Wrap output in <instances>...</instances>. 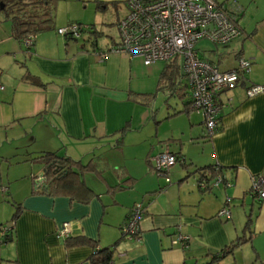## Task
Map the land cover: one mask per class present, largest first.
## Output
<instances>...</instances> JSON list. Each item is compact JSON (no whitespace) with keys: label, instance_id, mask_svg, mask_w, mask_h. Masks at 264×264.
<instances>
[{"label":"crops","instance_id":"obj_1","mask_svg":"<svg viewBox=\"0 0 264 264\" xmlns=\"http://www.w3.org/2000/svg\"><path fill=\"white\" fill-rule=\"evenodd\" d=\"M216 2L237 14L242 34L224 46L196 45L199 57L219 72L240 74L236 88L217 99L224 108L213 136L202 115L189 110L190 89L179 60L177 93L168 96L182 106L154 113L150 98L141 103L133 87L132 66L140 59L109 55L100 62L95 56L119 38L90 52L69 43V37L63 43L41 34L26 48L25 38L11 35L0 11V160L21 156L23 162L40 164V157L51 153L93 166L80 176L93 193L85 204L71 195L38 193L44 166L35 178L17 171L14 178L8 175L0 194V226L12 227L11 238L0 240V264H89L95 247L112 249L111 264H224L236 253L221 252L235 240L250 238L254 244L264 234V202L249 200L252 178L264 177V91L252 98L246 94L252 86L264 88V0ZM239 61L249 62V68L239 71ZM15 141L21 146L14 147ZM126 149L135 152L132 159L126 160ZM98 150L120 153L122 159L107 161L104 154L96 156ZM166 151L178 159L168 185L151 171V158ZM112 162L115 174L108 171ZM214 166L231 186L202 193L197 171ZM208 174L211 184L216 176ZM227 199L241 210L257 202L254 220L246 215L253 221L248 237L246 225L238 234L240 212L232 209L231 223L217 216ZM136 204L142 206L139 236L122 239V226ZM67 222L71 236L57 239L58 228ZM176 233L189 237L185 248L172 245ZM81 238L86 243L71 245Z\"/></svg>","mask_w":264,"mask_h":264},{"label":"built area","instance_id":"obj_2","mask_svg":"<svg viewBox=\"0 0 264 264\" xmlns=\"http://www.w3.org/2000/svg\"><path fill=\"white\" fill-rule=\"evenodd\" d=\"M127 15L117 24L119 41L107 51H98L95 56L100 62L109 55H124L129 59H140L143 66L148 67L158 62H170L178 59L182 74L190 89L189 110L200 113L203 124L209 135L216 131L219 114L224 104L217 99L224 93L236 88L240 80L238 70L221 73L214 66L202 60L196 45L208 41L213 45L224 46L241 36L237 22V14L227 10L216 0H126ZM91 28L69 25L57 29L60 37L79 40L84 31ZM35 36H27L24 47L31 48ZM239 71H245L250 63L239 61ZM4 90L0 82V91ZM263 87L252 86L247 89L249 98L262 94ZM151 164L157 174L165 176L169 182V172L176 165L177 158L169 151L159 153L151 158ZM219 186L230 187L219 171L211 184L200 183L201 189H214ZM250 197L257 202H264V177H253L250 186ZM229 204V199L225 207ZM221 209L219 218L230 219V212ZM142 206L136 204L130 217L122 226V239L129 241L139 236V223ZM11 226L0 227V240L10 236ZM72 224L63 223L56 232L59 240L67 239L72 233ZM172 245L182 247L189 242V237L177 233Z\"/></svg>","mask_w":264,"mask_h":264},{"label":"rangeland","instance_id":"obj_3","mask_svg":"<svg viewBox=\"0 0 264 264\" xmlns=\"http://www.w3.org/2000/svg\"><path fill=\"white\" fill-rule=\"evenodd\" d=\"M218 2L222 0H217ZM126 0H55V7H54V19H53V26L44 32H41L42 35H46L48 37L53 38L54 40H60L61 42H65L66 39L60 37L55 33L57 29L66 28L69 25H79L81 27H89L91 28L88 33L86 31L83 32L81 38L77 41L68 40L69 43H75L76 45L79 44L78 48L82 45L88 47V50L91 52L94 49V41L96 40V46L98 49H103L106 46L107 42L113 40L114 42L118 40L119 34L117 29V24L127 15V9L125 6ZM40 33L37 36L41 35ZM199 45V43H198ZM197 45V46H198ZM213 45V44H212ZM203 46L202 44L199 47ZM214 46V45H213ZM96 48V47H95ZM204 55H211L209 53H204ZM165 64L163 62H159L156 65H151L150 67L142 66L141 62H136L135 66L133 67V87L136 89L137 98H139L140 102L144 101L146 95L150 96L151 103H154L153 111L164 113V109L167 108H176V105L182 106V103L176 97H169L168 90L162 89L157 90L158 80L161 73L162 68H164ZM159 69V71L157 70ZM135 74V75H134ZM151 110V109H150ZM195 113V112H192ZM203 119V118H202ZM166 125V124H165ZM2 130H0L1 132ZM1 138L3 137L0 134ZM10 136V135H9ZM11 138V137H10ZM8 142V141H7ZM9 143V142H8ZM13 142V144H15ZM12 144V145H13ZM20 144H15L14 147ZM21 146V145H20ZM3 150V151H2ZM25 150V149H24ZM140 149H136L137 157L141 158V154L139 153ZM27 151V150H26ZM1 152H4V148L1 149ZM16 152V151H15ZM22 152V151H21ZM28 152V151H27ZM134 151L131 149H126L125 154H127L126 160L132 159ZM7 154V152L5 153ZM96 156L104 154L103 158L113 161V162H120L122 159V154L114 153L109 150H98ZM32 155L31 157H35ZM2 156V155H1ZM13 156V155H12ZM11 158V157H10ZM28 158V157H24ZM112 158V159H111ZM20 162L19 166L16 167L17 163ZM23 162L21 156H16L14 158L6 160H0V194L3 193L7 186L8 175L14 178L13 171H17V173L23 174L27 173L28 175H32L34 178L35 176L39 175L42 172L44 164L41 162L37 164V162ZM110 164L112 166L114 163ZM36 163V164H35ZM174 167V166H173ZM172 167V168H173ZM115 166H112L111 169L108 171L110 173L114 172ZM153 174L160 177L163 181H165L166 185H168L167 178L165 176H161L157 174L153 169L151 170ZM115 174V172H114ZM42 175V174H41ZM93 179H98L95 175H92ZM216 189V188H215ZM251 200V197H249ZM255 202V201H254ZM226 201L223 202V208ZM225 205V206H224ZM257 202L250 207V203L246 205V208L243 210L241 209H234L232 205H228L225 207L231 213V217L233 215V210L240 212L243 216H240V220L237 221L240 225V231L238 234L240 236L243 233V228L246 225V215L249 214L252 216V220H254L255 216L257 215ZM233 209V210H232ZM225 221L227 218H222ZM235 220V219H234ZM228 223H231V219ZM253 221L250 224V229H252ZM247 229L245 237H248ZM178 230V229H177ZM176 230V232H177ZM178 234L176 233L173 236V239H176ZM235 256L230 255L229 261L224 262V264H264V234H261L260 237L256 239V242H246L237 249H234ZM233 254V252H232Z\"/></svg>","mask_w":264,"mask_h":264},{"label":"trees","instance_id":"obj_4","mask_svg":"<svg viewBox=\"0 0 264 264\" xmlns=\"http://www.w3.org/2000/svg\"><path fill=\"white\" fill-rule=\"evenodd\" d=\"M0 4L3 5V9L0 10L1 13L8 23L11 24V35L18 41L23 40L29 35L41 34V32L47 31L53 26L55 0H0ZM95 43L96 40L93 43L94 46H96ZM177 60L178 59L166 62L158 77L157 90H168L170 96L177 93L174 83V80L178 78V71H180ZM147 98H150V96H147ZM40 159L44 164L45 174L42 180L36 185L37 191H40L38 193L47 195H71L74 196L75 199L84 202V204L93 198V193L85 187L80 179L82 172L93 170V166H82L79 162H75L69 158L57 157L55 154L51 153L42 155ZM205 171L206 173L208 172L216 176V172L219 171V173H221L222 169L219 166H214L198 170L197 172H199L198 174H200L202 178L199 180V186L202 182L209 184L210 175L208 174V176H206V173H204ZM211 190V188H200L202 193ZM249 220H246V229L250 227ZM249 240L250 238H239L235 240L234 243L221 252L222 256L232 254L233 250L238 247V245L246 243ZM83 243H86V241L81 238L75 239L71 245L76 246ZM111 250L112 249H102L98 251L95 247L89 259V264H111ZM216 258L217 257H215V259Z\"/></svg>","mask_w":264,"mask_h":264},{"label":"water","instance_id":"obj_5","mask_svg":"<svg viewBox=\"0 0 264 264\" xmlns=\"http://www.w3.org/2000/svg\"><path fill=\"white\" fill-rule=\"evenodd\" d=\"M2 9H3V5L0 4V10H2ZM44 174H45V171H43V172H42V175L39 176L40 180H42ZM40 180H39V181H40ZM8 238H11V236H9Z\"/></svg>","mask_w":264,"mask_h":264}]
</instances>
